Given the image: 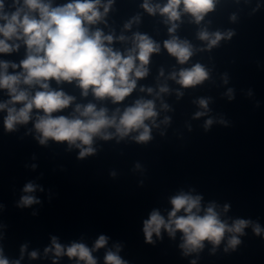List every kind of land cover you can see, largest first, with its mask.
Returning <instances> with one entry per match:
<instances>
[{
  "label": "water",
  "instance_id": "water-1",
  "mask_svg": "<svg viewBox=\"0 0 264 264\" xmlns=\"http://www.w3.org/2000/svg\"><path fill=\"white\" fill-rule=\"evenodd\" d=\"M44 2L57 7L71 0ZM4 3L5 11H14L12 0ZM143 3L112 0L103 21L91 26L92 31L98 28L113 35L111 47L122 54L133 47L137 33L160 45L150 57L147 76L137 80L124 101L98 99L91 90L84 96L75 81L53 80L50 87L74 97L54 116H78L76 106L91 103L118 120L137 100L153 101L157 116L145 121L150 140L137 142L139 131L121 138L114 127L108 128L111 138L94 137V153L80 158L76 145L51 139L40 144L34 127L37 110L27 124H17L10 132L4 126L7 110L0 111V251L10 264H77L76 258L45 252L52 247V238L65 249L82 243L92 250L101 235L107 243L92 251L97 264H105L109 251L125 264H264V0H216L214 10L199 23L182 14L174 33H169L172 25L165 16L149 14ZM149 3L163 6L167 0ZM202 31L232 35L209 48L208 41L199 38ZM120 36L126 39L120 41ZM173 36L192 46L193 55L184 64L164 48ZM9 43L20 46L0 53V61L19 65L27 46L20 40ZM197 63L208 78L188 88L177 83L179 72ZM7 71L17 74L22 68ZM161 87L168 91L161 93ZM37 90L41 89H30L33 94ZM9 99L7 90L0 89V103ZM202 99L207 107L200 105ZM209 119L212 124L206 128ZM29 183L35 191L26 193ZM182 193L201 197L199 215L214 206L222 222L231 226L243 219L249 226L243 235L226 233L219 245L204 241L202 249L187 255L179 230L170 236L162 228L159 237L153 233V242H146L144 221L153 211L167 221L171 199ZM25 195L39 203L20 206ZM256 225L260 235L253 230ZM232 235L240 240L235 249L228 245Z\"/></svg>",
  "mask_w": 264,
  "mask_h": 264
},
{
  "label": "clouds",
  "instance_id": "clouds-1",
  "mask_svg": "<svg viewBox=\"0 0 264 264\" xmlns=\"http://www.w3.org/2000/svg\"><path fill=\"white\" fill-rule=\"evenodd\" d=\"M216 0H167V3L152 5L149 0H144L142 7L152 15L159 12L165 16L166 23H171L169 33H174L182 14H190L196 23L213 11ZM112 0L102 4L101 0H71L62 6L52 7L44 0H12L11 7L14 11H5L4 0H0V53H11L18 50L19 44L9 41L20 40L27 46V56L20 62L8 63L0 61V89L7 90L10 99L0 103V111L7 110L4 126L7 131L15 130L17 124H27L32 119L33 110H37L34 127L40 134V144H46L49 139L56 142H67L80 148V158L94 153L91 147L93 138L100 136L107 140L111 134L106 130L114 127L116 133L123 138L130 132L139 131L135 137L137 142H146L151 139L150 128L145 123L157 116L154 102L151 100H137L134 106L125 109L122 115L109 117L107 110L96 109L94 104L86 106L77 105L75 112L78 116L69 118L63 115L54 116L53 113L68 108L74 97L65 94L62 90H53L50 81L71 83L76 82L87 96L89 90L98 99L110 98L113 103L125 100L136 88L137 80L147 76L150 57L160 51V45L147 35L135 34L133 47L122 54L111 47L114 36L105 35L100 29L91 30V26L103 21L107 15ZM103 8V12L100 9ZM235 17H233L234 19ZM131 24H126L129 28ZM232 33L219 32L209 34L207 31L199 33V38L208 41L211 48L221 39L231 38ZM124 41V36L118 37ZM164 48L175 57L180 64L186 63L193 55L192 46L187 41H181L173 36L164 42ZM22 68L17 74H8V68ZM163 74V73H161ZM176 79V74L172 75ZM208 78V72L197 63L190 69L179 72L177 83L185 88L201 84ZM27 86V87H22ZM38 86L33 94L30 89ZM141 91H144L141 88ZM149 92L152 89H148ZM166 87H161L160 92H167ZM231 91V90H230ZM202 107H207V101L200 100ZM21 105L17 108L15 105ZM11 105V107L9 106ZM164 107H167L166 105ZM39 113H43L42 115ZM197 117L203 113H197ZM212 124L209 119L207 128ZM142 130V131H140ZM79 141V143H77ZM87 146V147H85ZM26 193L35 191L31 183L24 188ZM39 203L30 195L21 199L20 206H30ZM172 210L166 221L157 211H153L150 218L144 221V234L146 242L152 243L155 233L160 236L161 229L168 231L170 236H175L177 230L181 231L184 243L181 248L185 255L203 248L204 241L219 245L226 233L243 235L244 229L249 226V221L239 219L231 226L222 222L214 206H209L204 215L201 212V197L189 194H180L171 199ZM185 215L178 216L181 212ZM227 210V205L225 206ZM254 232L260 235L259 225L254 227ZM107 238L103 235L96 241L94 249L90 250L82 243H73L66 249L52 238V247L45 252L53 251L56 257L66 255L76 258L77 264H97L92 251L106 245ZM240 243L237 235H232L228 240L229 247L235 249ZM24 249H21L23 253ZM227 251V249H226ZM31 257L35 259L37 253L33 251ZM105 264H125L114 252L105 255ZM0 264H10L2 251H0ZM14 264H19L15 261ZM55 264V261L53 262ZM195 264V262H193Z\"/></svg>",
  "mask_w": 264,
  "mask_h": 264
}]
</instances>
